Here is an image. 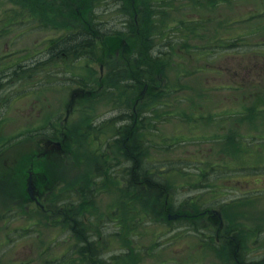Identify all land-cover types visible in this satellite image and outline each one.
I'll return each mask as SVG.
<instances>
[{
    "label": "rangeland",
    "instance_id": "374dc122",
    "mask_svg": "<svg viewBox=\"0 0 264 264\" xmlns=\"http://www.w3.org/2000/svg\"><path fill=\"white\" fill-rule=\"evenodd\" d=\"M101 1L0 0V264H264V67L252 77L264 62L255 47L264 48L255 43H264V0H213L211 11L203 0H158L131 12L140 29L177 23L181 38L186 28V48L204 46L193 57L178 59L177 44L153 63L124 34H97L93 59L48 56L74 25L123 28L127 14ZM201 14L203 24L187 26ZM239 33L250 47L240 40L224 53L233 40L221 38ZM133 59L152 71L145 81L121 72ZM129 114L150 137L146 159L181 169L165 175V209L143 210L146 194L121 179L128 165L115 139ZM62 211L81 219L87 240L66 230Z\"/></svg>",
    "mask_w": 264,
    "mask_h": 264
},
{
    "label": "trees",
    "instance_id": "16d2710c",
    "mask_svg": "<svg viewBox=\"0 0 264 264\" xmlns=\"http://www.w3.org/2000/svg\"><path fill=\"white\" fill-rule=\"evenodd\" d=\"M94 1V0H91ZM105 2V0H103ZM101 1V2H103ZM127 0H114V3L116 2L118 4V6L120 7L121 10L124 11V13H126L127 15L125 16L124 22H123V28L120 29H115V30H111L110 31H104L101 30L100 28L97 27V25L95 27H93V24L91 26L89 25V22L85 23V25L83 27L78 26V28L75 30V37H68L63 39V46H62V51L64 53H74L77 56H84L87 54V56H91L90 59H93V51H94V38L97 34H102V35H111L110 37L114 38V36H118V35H128V36H133V37H139L141 42H140V47L143 50H147L149 49L155 56V58L152 59V62H155V59L160 58V56L162 57L163 55H168V53L171 52V49L178 44L177 47L173 48V53L176 56L179 52H181L182 54H180L177 58L178 59H183L184 57H189V55L191 57H193L192 54L189 53H194L196 51H199L201 48H203L204 46H198L196 45L194 48H186V28L185 27H180V28H185L182 32H183V37L180 38V33L177 32L178 29V25L177 23L164 28L161 27V25L158 27V29H155L156 24H151V26H149L148 30H146V28L140 29L137 27L138 22V18L137 21H135L132 16H131V12L134 13H139V11H142V9L146 12L150 11V10H157L159 8L158 4L156 3L158 0H144L141 2H136V0H130V5L126 6V2ZM133 1V7L131 8V3ZM199 1V0H198ZM204 1V5L203 7L207 8V10L211 11L212 10V6L214 5V1L213 0H203ZM218 0H215V3ZM235 0H223V2L225 3V5H232L234 3ZM239 2H244L246 0H238ZM82 2H85V0H82ZM125 2V4H124ZM97 3V2H95ZM208 3H210L208 5ZM138 4H140L141 6H138ZM141 7V8H140ZM163 9H167L164 8V6H160ZM202 9V8H201ZM132 10V11H131ZM155 15V14H153ZM208 15L207 16H199L198 18H193L190 19V21L188 22L187 26L192 27V24H200V22H204L205 20H207ZM137 22V23H136ZM203 24V23H202ZM200 27H196V31L195 33H198L199 31H203V29L205 27H203L202 25H199ZM123 30V31H121ZM110 32V33H109ZM69 34V33H68ZM113 34H117V35H113ZM252 34V33H251ZM113 35V36H112ZM254 38L258 39L257 36L255 34H252ZM132 37V38H133ZM156 37H158V41H155L154 39H156ZM111 38V39H112ZM232 38L233 42H230L231 44L227 45V46H222V51L224 53H227V51H229L230 49H233L234 47H236L234 44H237L238 41H243L246 44L245 40H246V34H242L239 33L237 35H233V37H228L226 38L225 36L222 37L221 39L226 40V39H230ZM237 41V42H235ZM257 43V45L260 47L261 44L264 43ZM218 45V44H216ZM250 47V44H248ZM207 46V45H206ZM251 46H255L254 44H252ZM211 47V46H210ZM256 50L257 53L263 57L264 56V48L260 47L258 48L257 46ZM60 48V46H59ZM54 49V48H53ZM248 49V48H246ZM253 49V47H252ZM138 50V48H137ZM137 50L135 52H133L131 55L134 57L135 59V54H137ZM139 51L141 52L140 48ZM152 55V54H151ZM258 55V56H259ZM263 55V56H262ZM89 56V57H90ZM133 59V64L134 66L131 69H127V67L125 65L120 66L121 68V72L123 73V75H128L130 77V79H136L134 81L137 82H141L142 80L145 81V78H148L144 75H149V72L151 70H148L144 65H142L138 60H136V62H134ZM194 60V58H193ZM34 62H32L33 64ZM263 64L264 62H257L255 64V74L254 76H252L253 78H255V76H259L262 75V69H263ZM120 65V64H119ZM254 65V64H253ZM22 65L19 64L18 68H20ZM230 67L227 68L226 74H225V81L224 83L226 84V86L228 88L231 87L232 84H234L235 82H233V79L231 78L232 75L230 74V72L228 71ZM259 68V70H258ZM262 68V69H261ZM18 72V70H15ZM114 72V70L112 71ZM111 72V73H112ZM152 72V71H151ZM150 72V73H151ZM158 73L159 69H158ZM110 76V75H109ZM161 76V75H160ZM159 76V77H160ZM233 82V83H232ZM1 83V82H0ZM138 119V118H137ZM135 120V117L133 115H129V118H127V120L129 121V123L126 125V127H123L124 133H125V139H117V146L120 148V150L123 153V156L125 157L126 161H127V167L122 170V178L123 181L127 183L126 187H133L135 186L137 191H141L144 194H146V199H140V197L138 196V198L140 199L139 202L144 210L145 209H149V208H153V207H157V204L159 202H162L161 207L159 209H165L164 208V204H163V199L165 198L166 195H168L170 193V189L167 183V179L165 178V175L167 173H169L170 171H180V167L178 168V166L173 165L170 161L167 162L166 164H163L161 162H159V164L157 163L156 165L147 161L146 157H145V143H147L149 140V135L146 134L145 131H140V125L139 126H134L135 122H139V120ZM144 120H141V123L143 124ZM116 143V142H115ZM123 171H125V173L123 174ZM164 171V172H163ZM200 177L205 178V176L207 175V171L205 172L204 170H200L199 172ZM209 184V183H208ZM154 206H150L153 205ZM184 209L182 206H179V208H175V206L170 205L167 209L168 210H176V209ZM161 212H164V210H161ZM63 213V211L61 212ZM63 221L70 227V232L73 235H76L77 233H79L81 239L86 240L85 238V234L84 232L80 229H78L77 226V216H75V213H69V214H65L63 213V215H61ZM77 229L79 230V232H77ZM87 249V248H86ZM256 264L258 261H255Z\"/></svg>",
    "mask_w": 264,
    "mask_h": 264
},
{
    "label": "flooded vegetation",
    "instance_id": "af4514ba",
    "mask_svg": "<svg viewBox=\"0 0 264 264\" xmlns=\"http://www.w3.org/2000/svg\"><path fill=\"white\" fill-rule=\"evenodd\" d=\"M29 16L28 17H30L31 16V14H28ZM27 17V18H28ZM72 30H74L72 33H71V36L73 37H75V27H73V28H71ZM62 35H60L59 37H57V38H55V39H52V40H50V48H48L47 49V51H48V56H50V57H53V56H60V55H63L64 54V52L62 51V46H63V39H64V32L63 33H61ZM55 41V42H54ZM54 42V43H53ZM59 46H60V48H59ZM54 48V49H53ZM51 146H50V144H48L47 145V148H45V149H49Z\"/></svg>",
    "mask_w": 264,
    "mask_h": 264
},
{
    "label": "bare ground",
    "instance_id": "6f19581e",
    "mask_svg": "<svg viewBox=\"0 0 264 264\" xmlns=\"http://www.w3.org/2000/svg\"><path fill=\"white\" fill-rule=\"evenodd\" d=\"M123 45V43L122 42H120V45L119 46H122ZM124 139H125V137H124ZM144 148L146 149V148H148V146L147 145H145L144 146Z\"/></svg>",
    "mask_w": 264,
    "mask_h": 264
},
{
    "label": "water",
    "instance_id": "95a60500",
    "mask_svg": "<svg viewBox=\"0 0 264 264\" xmlns=\"http://www.w3.org/2000/svg\"><path fill=\"white\" fill-rule=\"evenodd\" d=\"M170 217H171V216H170ZM175 217H177V214L172 215V218H175Z\"/></svg>",
    "mask_w": 264,
    "mask_h": 264
}]
</instances>
